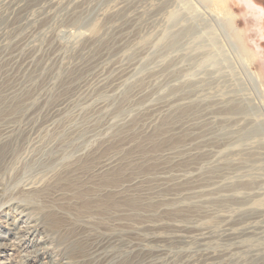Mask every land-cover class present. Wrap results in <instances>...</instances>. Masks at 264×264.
Here are the masks:
<instances>
[{
    "label": "rangeland",
    "instance_id": "rangeland-1",
    "mask_svg": "<svg viewBox=\"0 0 264 264\" xmlns=\"http://www.w3.org/2000/svg\"><path fill=\"white\" fill-rule=\"evenodd\" d=\"M0 127V264H80L22 187L104 171L145 209L78 218L131 224L102 264H264V0H0Z\"/></svg>",
    "mask_w": 264,
    "mask_h": 264
},
{
    "label": "bare ground",
    "instance_id": "bare-ground-1",
    "mask_svg": "<svg viewBox=\"0 0 264 264\" xmlns=\"http://www.w3.org/2000/svg\"><path fill=\"white\" fill-rule=\"evenodd\" d=\"M28 97L29 96H27V98ZM15 105L16 104H14V106ZM9 131H11V130H9ZM6 134L7 133L2 132V130H0V159L8 158L9 152L7 151L8 149L6 150V147H7L6 144L9 142L7 140H2ZM8 145H10V144H8ZM103 158H104V156H103ZM106 159H108V158H106ZM99 160H101V159H99ZM100 163H102V162H100ZM102 164L106 168L109 167L110 164H112L111 159H110V161L107 160V161H105V163H102ZM113 166H114V164H113ZM68 173H70V172H68ZM77 175H71V174L65 175L63 178H59L56 181H55V179H56L55 178L54 179L55 182H53V184L52 183L48 184V183L44 182L45 184L43 183L40 186L37 185V186L22 187V193L25 196V199H23V200H26V201H28V203H30V202H33V200L36 197H42L43 196V198H44V196H46V195L48 196V194H50V191L54 190L53 192L55 193L54 194L55 196L53 197V195H52V200L51 201L48 200L50 202L47 203L48 209H47V212L45 213V217L48 218L49 230L57 232V234L59 235V237L63 241H66L67 243L69 242L70 244L73 245L74 250L72 252V255L75 258H77V261L80 264H102L108 258L111 257V255H109V253L105 252L104 244L106 243V241H110L113 238V234L115 233V232H113V230L114 231L121 230L122 232H124V231H126V229H128V227L131 224L127 223L126 220L122 219L123 221L119 220V221H116L113 223L105 222V224L101 223V224L96 225L95 223L99 220V218H98V220H96L95 223H89V225H87V224H81L78 221V218L89 217V216L95 215L97 217H100V218L103 217L105 219L106 217L109 216L108 214H110L113 210H116L119 208L121 209V207H123V208L125 207L127 209L132 210V214H137V213L139 214V212L142 209H145V207L138 197H136V196L133 197L132 195H130V193H128L129 189H128L127 185H129V182L122 180L123 178H121L120 174L117 173V171L109 172V173L104 171V173L102 172V174L98 178L90 179V177H91L90 176L89 179H85V180H83L82 178H79ZM98 175H99V173H98ZM133 179H135V178H133ZM52 186H54L55 188ZM45 201H46V199H45ZM41 203H42V200H41ZM20 205H22V204H20ZM25 206H27V203L25 204ZM29 206H31V205H29ZM68 213L73 214V217L72 218L69 217ZM110 217L112 219V216H110ZM137 218H138V216H137ZM105 220L107 221V219H105ZM140 221H142V220H140ZM139 223L141 225V222H139ZM42 225L41 224H35L31 227H28L29 230L30 229L32 230L30 233L27 230L22 231L21 229L16 228L15 221H10V222L6 221V226L9 228L12 235L14 237H16V239L17 238L20 239L21 243L20 244L16 243V245H18V247H21V248H24V245L30 244V241H27L28 238L25 236V234L26 233L32 234V232H35L38 230V227L39 228L40 227L45 228ZM130 227H132V226H130ZM97 228H100V230H102L101 233H100V231H99V234L95 233ZM142 228H143V226H142ZM145 229H147V228H145ZM130 230H131V228H130ZM134 231H136V230H134ZM137 231H139V230H137ZM21 233H23V234H21ZM119 234H118V236H120ZM152 239H154V238H152ZM45 240L46 239L42 238L39 240V243H42ZM103 240L105 243L103 242ZM31 241H33V240H31ZM115 241H117V240H115ZM14 244L15 243H13V242L12 243H5L1 246V248L7 249V248L15 247ZM135 244H138V240L135 241ZM136 250H138V249H136ZM139 250L141 251L140 248H139ZM42 252H43V247H39V248H36L35 250L30 251L29 253H27L23 257L25 258V260H28V261L34 260L37 256L41 255ZM154 252H156V251L154 250ZM154 252H153V254H155ZM148 253H149V251H148ZM156 255L157 254H155V256ZM129 257L131 258L130 255H129ZM130 262H131V260H130ZM130 262H128V263L130 264ZM155 262H158V261L156 260ZM125 263H126V260L121 262V264H125ZM40 264H60V262H59V260L58 261H46V262H42ZM137 264H138V262H137Z\"/></svg>",
    "mask_w": 264,
    "mask_h": 264
}]
</instances>
